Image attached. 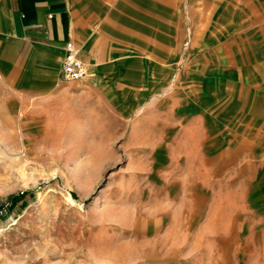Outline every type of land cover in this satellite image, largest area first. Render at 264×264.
Here are the masks:
<instances>
[{"label": "crops", "instance_id": "1", "mask_svg": "<svg viewBox=\"0 0 264 264\" xmlns=\"http://www.w3.org/2000/svg\"><path fill=\"white\" fill-rule=\"evenodd\" d=\"M69 40L86 68L82 81L72 80L82 88L79 94L101 99L106 89L109 100L129 97L127 113L155 105L154 111L165 112L160 100L152 106L148 100L173 79L199 83L193 92H176V112H194L190 96L196 93L205 106L197 119L202 140L224 146L169 171L179 183L175 192L181 193V217L189 219L188 238L204 242L191 246L196 251L190 259L263 264L264 0H0V78L23 97L50 101L61 93ZM197 48L205 54L186 57V49ZM183 100L191 112L180 110ZM210 114H220L221 121L208 125ZM163 214L146 229H159ZM181 224L185 234V220Z\"/></svg>", "mask_w": 264, "mask_h": 264}, {"label": "rangeland", "instance_id": "2", "mask_svg": "<svg viewBox=\"0 0 264 264\" xmlns=\"http://www.w3.org/2000/svg\"><path fill=\"white\" fill-rule=\"evenodd\" d=\"M185 51L189 57L206 49ZM64 81L61 93L46 101L23 97L0 78V264H207L206 257L190 259L191 246L204 242L188 238L179 183L169 172L223 145L202 140L197 119L205 106L196 93L190 96L194 112L186 100L180 110L189 114L176 112V92H193L199 83L173 79L147 102L160 100L165 112L155 105L127 113L129 97L109 100L104 89V98L94 99ZM206 117L208 125L221 121L220 114ZM23 191L10 208L8 195ZM161 211L162 225L148 231ZM260 259L264 264V254Z\"/></svg>", "mask_w": 264, "mask_h": 264}, {"label": "built area", "instance_id": "3", "mask_svg": "<svg viewBox=\"0 0 264 264\" xmlns=\"http://www.w3.org/2000/svg\"><path fill=\"white\" fill-rule=\"evenodd\" d=\"M64 56L61 63V76L66 80H78L86 75V68L78 57V48L72 41L64 45Z\"/></svg>", "mask_w": 264, "mask_h": 264}, {"label": "trees", "instance_id": "4", "mask_svg": "<svg viewBox=\"0 0 264 264\" xmlns=\"http://www.w3.org/2000/svg\"><path fill=\"white\" fill-rule=\"evenodd\" d=\"M26 192H28V191H23V192H21V193H15V194H10V195H8V200L7 201H9V204H10V208L17 202V201H19L20 199H22L24 196H25V194H26ZM3 209H5V208H3ZM1 211H2V208H0V216H3V213H1ZM5 212L4 213H6V209L4 210Z\"/></svg>", "mask_w": 264, "mask_h": 264}, {"label": "bare ground", "instance_id": "5", "mask_svg": "<svg viewBox=\"0 0 264 264\" xmlns=\"http://www.w3.org/2000/svg\"><path fill=\"white\" fill-rule=\"evenodd\" d=\"M67 87H71V88H73L74 86L73 85H66ZM70 89V88H69ZM81 90V89H80ZM1 230H3V229H1Z\"/></svg>", "mask_w": 264, "mask_h": 264}]
</instances>
